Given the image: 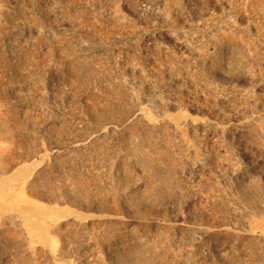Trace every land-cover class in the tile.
Listing matches in <instances>:
<instances>
[{"label": "rangeland", "instance_id": "rangeland-1", "mask_svg": "<svg viewBox=\"0 0 264 264\" xmlns=\"http://www.w3.org/2000/svg\"><path fill=\"white\" fill-rule=\"evenodd\" d=\"M0 264H264V0H0Z\"/></svg>", "mask_w": 264, "mask_h": 264}]
</instances>
